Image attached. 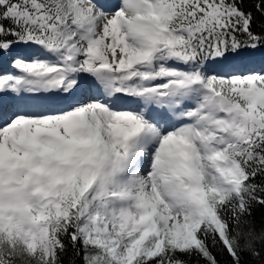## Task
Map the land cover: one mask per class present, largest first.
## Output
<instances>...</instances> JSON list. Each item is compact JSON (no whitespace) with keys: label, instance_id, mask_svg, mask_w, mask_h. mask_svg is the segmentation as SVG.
I'll return each instance as SVG.
<instances>
[{"label":"snow or ice","instance_id":"1","mask_svg":"<svg viewBox=\"0 0 264 264\" xmlns=\"http://www.w3.org/2000/svg\"><path fill=\"white\" fill-rule=\"evenodd\" d=\"M5 61L0 264H264V0H0Z\"/></svg>","mask_w":264,"mask_h":264},{"label":"bare ground","instance_id":"2","mask_svg":"<svg viewBox=\"0 0 264 264\" xmlns=\"http://www.w3.org/2000/svg\"><path fill=\"white\" fill-rule=\"evenodd\" d=\"M45 95H47V94H45ZM97 95L98 94H96L95 96H97ZM90 97L91 98L94 97V91L91 92V93H89V92L80 93L74 99L73 98H70V102L67 101V100H62V99H60V97H52L51 98V102L50 103H46V110H53V111H55V110L67 108V106H69L70 104L74 103L75 100H79L80 98L84 99V98H90ZM127 102H128V100L121 99V100L116 101L115 104H114V106H119V105L125 104ZM5 119H6V115L4 114L3 111H0V121H3Z\"/></svg>","mask_w":264,"mask_h":264},{"label":"rangeland","instance_id":"3","mask_svg":"<svg viewBox=\"0 0 264 264\" xmlns=\"http://www.w3.org/2000/svg\"><path fill=\"white\" fill-rule=\"evenodd\" d=\"M32 51H33L32 48H19V49L14 50L15 53H21V54H23V55H25V56H30L31 53H32ZM11 59H12L11 56H9V57L7 58L8 61H10ZM0 70H4V71L10 72V73L16 71V70H15L14 68H12V67L10 66V64H8L6 61H5L2 65H0ZM96 94H97V93L94 92V97H96V96H95ZM97 96H98V95H97ZM90 99H92V98H91V97H90V98H84V99L80 98L79 100H81V101L84 102V103H87ZM67 101L70 102V99H68ZM125 102H126V101H125ZM114 104H115V103H114ZM132 105H133V106H132ZM67 107H68V106H67ZM115 107H117V108H118V107H119V108H126V109H135V108L137 107V105H136L134 102L128 100L127 103L122 104V105H119V106H115ZM6 119H7V117H6ZM6 119H5V120H6ZM5 120L0 121V126H2V125L4 124Z\"/></svg>","mask_w":264,"mask_h":264},{"label":"trees","instance_id":"4","mask_svg":"<svg viewBox=\"0 0 264 264\" xmlns=\"http://www.w3.org/2000/svg\"><path fill=\"white\" fill-rule=\"evenodd\" d=\"M262 212H264V209H257V210H256L255 215H256L257 220L260 219V216H261V213H262ZM67 259H68V258L65 257L66 264H67ZM218 259H220L221 262H222V264H223V261H224L225 259H227V257H226V256H218Z\"/></svg>","mask_w":264,"mask_h":264}]
</instances>
